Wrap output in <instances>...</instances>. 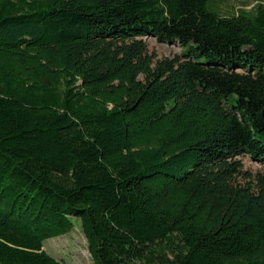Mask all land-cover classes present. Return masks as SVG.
Instances as JSON below:
<instances>
[{
    "label": "trees",
    "instance_id": "trees-1",
    "mask_svg": "<svg viewBox=\"0 0 264 264\" xmlns=\"http://www.w3.org/2000/svg\"><path fill=\"white\" fill-rule=\"evenodd\" d=\"M263 110L264 0H0V264H264Z\"/></svg>",
    "mask_w": 264,
    "mask_h": 264
},
{
    "label": "rangeland",
    "instance_id": "rangeland-1",
    "mask_svg": "<svg viewBox=\"0 0 264 264\" xmlns=\"http://www.w3.org/2000/svg\"><path fill=\"white\" fill-rule=\"evenodd\" d=\"M260 0H212V5L221 13L232 14L240 8L251 10ZM150 53L155 54V60L163 57H174L182 54L185 47L179 43L159 41L154 36H144ZM239 159L243 162V171L249 172L254 177L263 171L261 163L254 161L248 155H241ZM242 184L247 183L244 175L238 177ZM45 250L64 264H93L89 252L88 242L83 232L80 219L75 220L74 228L66 235L51 238L45 241Z\"/></svg>",
    "mask_w": 264,
    "mask_h": 264
},
{
    "label": "water",
    "instance_id": "water-1",
    "mask_svg": "<svg viewBox=\"0 0 264 264\" xmlns=\"http://www.w3.org/2000/svg\"><path fill=\"white\" fill-rule=\"evenodd\" d=\"M262 117H263V119H264V110L262 111Z\"/></svg>",
    "mask_w": 264,
    "mask_h": 264
}]
</instances>
